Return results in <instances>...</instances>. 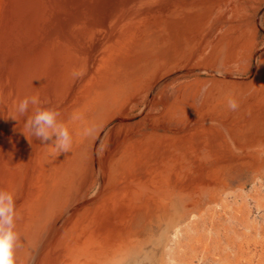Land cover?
<instances>
[{
	"label": "bare ground",
	"instance_id": "6f19581e",
	"mask_svg": "<svg viewBox=\"0 0 264 264\" xmlns=\"http://www.w3.org/2000/svg\"><path fill=\"white\" fill-rule=\"evenodd\" d=\"M34 107L60 114L68 152L25 135ZM263 174L264 0H0L16 264H195L216 239L198 219L246 221L228 195Z\"/></svg>",
	"mask_w": 264,
	"mask_h": 264
},
{
	"label": "rangeland",
	"instance_id": "374dc122",
	"mask_svg": "<svg viewBox=\"0 0 264 264\" xmlns=\"http://www.w3.org/2000/svg\"><path fill=\"white\" fill-rule=\"evenodd\" d=\"M244 181L248 183V187L242 191V196L239 181L233 184L232 193L228 196L232 205H236L237 202L244 203L246 221L236 218L233 210H230L227 216L215 215V223L222 222L224 226L229 227L226 230L222 226L216 233L217 230L210 228L211 224L198 219L201 221V227L194 234L203 233L205 227L216 239L209 253L201 249L197 251L195 264H264V174L255 180L251 175L247 176ZM206 221L210 222L209 217ZM189 236L184 233L183 238L187 239ZM220 246L223 249H220Z\"/></svg>",
	"mask_w": 264,
	"mask_h": 264
},
{
	"label": "clouds",
	"instance_id": "9594fccd",
	"mask_svg": "<svg viewBox=\"0 0 264 264\" xmlns=\"http://www.w3.org/2000/svg\"><path fill=\"white\" fill-rule=\"evenodd\" d=\"M30 104L37 106L40 104V100L37 97L21 100L15 106L16 113L20 116L27 115ZM227 107L231 111H236L239 105L235 99L229 97ZM59 115L53 109L34 107L33 115L27 116L23 132L27 137L30 133L31 136L39 139L45 145L55 136L52 145L55 146L57 151L66 153L69 151L72 141L67 127L63 123L57 122ZM11 118L17 120L16 115H12ZM14 215L15 202L13 195L0 190V264H16L14 250L17 246L18 236L14 231ZM164 253L162 264H175L173 252L166 248Z\"/></svg>",
	"mask_w": 264,
	"mask_h": 264
},
{
	"label": "crops",
	"instance_id": "0c3cea01",
	"mask_svg": "<svg viewBox=\"0 0 264 264\" xmlns=\"http://www.w3.org/2000/svg\"><path fill=\"white\" fill-rule=\"evenodd\" d=\"M256 116V115H255Z\"/></svg>",
	"mask_w": 264,
	"mask_h": 264
}]
</instances>
